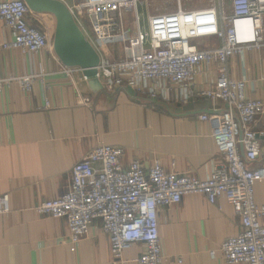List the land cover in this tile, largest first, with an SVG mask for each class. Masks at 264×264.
<instances>
[{"label": "built area", "instance_id": "2783aa9c", "mask_svg": "<svg viewBox=\"0 0 264 264\" xmlns=\"http://www.w3.org/2000/svg\"><path fill=\"white\" fill-rule=\"evenodd\" d=\"M99 56L97 78L105 91L130 88L137 95L164 103L209 99L221 102L219 113L199 116L207 123L220 160L210 177L199 181L166 173L159 162L145 171L134 161L124 170V149L99 144L70 173L68 191L60 198L42 201L34 210L41 216L65 219L70 251L95 222L110 238L111 254L119 260L124 250L142 245L138 264H162L158 210L178 204L184 196L198 194L210 205L225 198L240 219V233L223 241L218 249L227 264H264V207L254 203V185L264 180V167L249 168L261 155L257 133L251 125L264 115V100H249L245 83L231 78L229 62L245 50L264 52V0H210L202 9L183 8L178 0L170 11H149L151 0H59ZM176 8V9H175ZM31 13L23 0L0 3V23L14 35L3 49L24 54L49 51L51 37L27 24ZM131 22L126 23V14ZM214 40L210 48L197 41ZM115 41L119 57H108L99 44ZM203 64L215 67L214 84L196 89ZM60 67L19 77H0V94L17 85L31 93L36 83L47 91L54 76L67 80L81 97L78 84H86L82 70ZM263 134V133H261ZM9 213L7 195H0V215ZM217 251L210 256L216 259Z\"/></svg>", "mask_w": 264, "mask_h": 264}, {"label": "crops", "instance_id": "0c3cea01", "mask_svg": "<svg viewBox=\"0 0 264 264\" xmlns=\"http://www.w3.org/2000/svg\"><path fill=\"white\" fill-rule=\"evenodd\" d=\"M5 1L9 0L0 3ZM26 21L52 37L51 15L31 12ZM13 39L0 23V77L60 67L57 57L46 50L24 54L2 48ZM201 70L195 88L211 87L215 67L203 64ZM229 74L245 83L247 99L264 100L263 51L249 49L234 56ZM49 82L47 91L36 83L31 93H25L14 84L0 94V195L9 199V213L0 215V264H138L144 247L134 245L114 259L110 238L99 222L71 252L67 221L41 216L34 209L64 195L73 166L99 144L124 149L120 161L124 170L137 161L148 171L159 160L166 173L206 181L220 160L208 124L199 120L207 102L195 98L160 108L151 99L129 95L126 87L96 95L79 83L81 96L90 99L83 105L67 80L54 76ZM224 108L223 103L212 102L206 109L216 114ZM251 128L261 155L249 168L264 167V115ZM254 203L264 207V180L254 185ZM157 217L162 264H227L218 249L241 230L240 219L225 198L210 205L202 195H187L178 204L159 209ZM211 251H217L216 259Z\"/></svg>", "mask_w": 264, "mask_h": 264}, {"label": "water", "instance_id": "95a60500", "mask_svg": "<svg viewBox=\"0 0 264 264\" xmlns=\"http://www.w3.org/2000/svg\"><path fill=\"white\" fill-rule=\"evenodd\" d=\"M32 13L49 14L54 18L55 24L51 37L53 53L63 66L74 67L82 70L86 84L93 94L105 92L97 78L99 56L87 41L67 6L59 0H23ZM129 95L137 96L134 90L128 88ZM158 107H167V104L157 99L152 100ZM207 107L211 105L205 99ZM206 107V108H207ZM202 113L212 115L207 109ZM258 136H256V139Z\"/></svg>", "mask_w": 264, "mask_h": 264}, {"label": "rangeland", "instance_id": "374dc122", "mask_svg": "<svg viewBox=\"0 0 264 264\" xmlns=\"http://www.w3.org/2000/svg\"><path fill=\"white\" fill-rule=\"evenodd\" d=\"M178 0H151L149 2L151 12L161 10V11H170L173 10L176 6ZM210 0H180V4L183 8L186 9H202L206 8L209 5ZM176 9V8H175ZM127 20L126 23L131 22V13L126 14ZM197 47L199 48H210L211 45L206 40H201L196 42ZM100 48L103 50L104 54L108 57L118 58L119 55V46L115 41L101 42L99 44Z\"/></svg>", "mask_w": 264, "mask_h": 264}]
</instances>
